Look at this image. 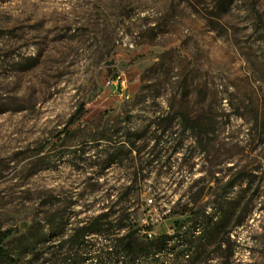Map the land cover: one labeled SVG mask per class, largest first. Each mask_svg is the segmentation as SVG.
<instances>
[{"label": "rangeland", "instance_id": "obj_1", "mask_svg": "<svg viewBox=\"0 0 264 264\" xmlns=\"http://www.w3.org/2000/svg\"><path fill=\"white\" fill-rule=\"evenodd\" d=\"M182 114L203 138L177 131L149 161L150 132ZM124 129L139 136L134 165L102 168L106 147L128 149L109 139ZM131 167L160 191L135 214L140 236H172L159 263L264 264V0H0L2 246L39 239L31 226L55 213L48 243L62 239L119 200ZM189 200L207 217L195 227ZM181 225L191 247L177 254Z\"/></svg>", "mask_w": 264, "mask_h": 264}, {"label": "trees", "instance_id": "obj_2", "mask_svg": "<svg viewBox=\"0 0 264 264\" xmlns=\"http://www.w3.org/2000/svg\"><path fill=\"white\" fill-rule=\"evenodd\" d=\"M84 112V105H81L69 125L75 124ZM179 117V123L173 128L170 118H161L157 127L150 132L148 138L154 141L155 145L147 153L150 157L149 161L159 158L158 156L163 151L162 147L158 148L159 145L163 140L172 139L177 131L180 135L188 133L195 140L200 141L203 138L206 131L199 121L191 120L186 114ZM116 132L121 135L110 136L109 139L114 141L124 139L128 144V149L123 146L116 147L115 145L119 144L117 142L112 147H106L103 151L105 157L100 163L102 168L110 166L115 161H125L127 167L133 166L135 158L132 156V152L136 151L138 154L140 152L136 147V141L139 137L136 132L129 129ZM96 138L98 137L93 135L90 139L96 141ZM176 151L177 149L173 150L172 153ZM169 157L167 156L168 159ZM138 160H141L140 156H138ZM131 168L133 172L130 175L133 177L134 184L120 189L119 200L116 199L106 205L94 217L70 224L62 239L48 243L50 237H58L63 234L60 225L56 222L58 217L56 213L45 222V225L40 226L39 223H33L31 226V228L40 227L43 229L39 239L33 238L34 234L29 233V235L22 237L23 241L20 240L17 246L6 249L2 246L4 236H1L0 264H60L61 255H63L64 264H163L159 263L158 255L173 249V245H170L172 236L160 235L153 238H148L146 235L140 236L142 229L138 227L135 218L136 206L141 196L145 193L158 195L160 191L157 188L149 187L147 189L138 186L136 184L138 173L133 167ZM233 184L229 183L226 190L223 191L224 196L232 189ZM194 204L195 200H189L183 205L180 212L181 215L189 213L192 216V227L202 223L207 218L203 211L193 210ZM211 220L210 218L206 224L210 223L212 231H217L223 227L221 218L216 219L214 223ZM183 227L181 225L177 230V233L183 232L181 233L183 237L179 242H189L184 238L188 231H182ZM93 236L99 238L101 242L98 244L92 242ZM190 247L191 243L189 242L188 246L180 249L177 254L188 251ZM43 256L47 258H43Z\"/></svg>", "mask_w": 264, "mask_h": 264}]
</instances>
